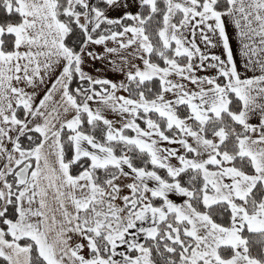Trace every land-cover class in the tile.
Returning a JSON list of instances; mask_svg holds the SVG:
<instances>
[{
    "label": "snow or ice",
    "instance_id": "1",
    "mask_svg": "<svg viewBox=\"0 0 264 264\" xmlns=\"http://www.w3.org/2000/svg\"><path fill=\"white\" fill-rule=\"evenodd\" d=\"M0 264H264V0H0Z\"/></svg>",
    "mask_w": 264,
    "mask_h": 264
}]
</instances>
